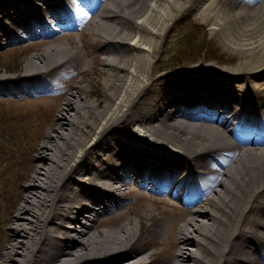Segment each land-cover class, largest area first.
<instances>
[{"label":"bare ground","instance_id":"6f19581e","mask_svg":"<svg viewBox=\"0 0 264 264\" xmlns=\"http://www.w3.org/2000/svg\"><path fill=\"white\" fill-rule=\"evenodd\" d=\"M255 3L0 0V46L29 40L14 47L33 50L19 76L31 84L15 94L57 116L4 132L0 264H264ZM192 12L248 57L155 75L157 38ZM86 27L100 44L90 68L71 30ZM92 74L104 91L90 87ZM43 79L60 87L56 97L41 96L51 92Z\"/></svg>","mask_w":264,"mask_h":264},{"label":"rangeland","instance_id":"374dc122","mask_svg":"<svg viewBox=\"0 0 264 264\" xmlns=\"http://www.w3.org/2000/svg\"><path fill=\"white\" fill-rule=\"evenodd\" d=\"M255 2V5H258V7L254 10L258 11L256 14L259 15L260 12H264V0H255ZM262 6L263 8L261 9ZM194 14L193 12L192 14H185L176 21L170 22L171 27L166 37L157 38L161 49L158 50V54L155 56V75H158L164 70L176 69L180 66L185 67L199 64L234 65L237 64L240 57H248L247 53H245L244 56L238 53V50L235 49L232 43H229L225 36L214 33L211 25L204 23L199 17H194ZM71 30L74 31L73 40L75 41V47L78 48L81 53L87 55L88 63L86 64V68H90L91 59L95 56V50H98L100 44L98 46H93V43L96 42V36H94L87 27L85 29L86 33L83 35L79 33V29ZM22 39L23 38L19 40ZM28 41L29 40L0 46V146L4 139V132L6 130H11L10 133L14 132V128L12 127H16L18 124L24 125L22 122H24L25 118H35L38 116L40 118L37 122L38 130L39 127L45 126V121L48 116H50L51 119L57 117L54 112L47 108L40 112H30L27 106L29 96L26 94H15L18 87L21 89L28 88L31 84L25 80L19 81V76L21 77L26 74V61L33 53V50L30 48L14 47L18 44H26ZM65 41L67 42L68 40L65 39ZM88 41L92 43L89 45ZM165 62L172 65L163 68L162 66ZM99 68H101V65ZM5 78H14L15 80L6 81L4 80ZM91 78L93 80V85L90 87L96 88L100 90V92L104 91L102 81L105 77L98 78L92 74ZM38 83L48 86L51 89L50 93L41 95L42 97H56V94L60 90L58 85L46 81V79L39 80ZM83 84L86 85L87 82H83ZM96 97V95L92 94L90 95V100H96ZM14 108H16V110ZM48 125L49 124L45 127H48ZM32 127L34 129L35 126ZM40 131L41 129L39 133ZM25 148V145H21L18 153L23 152ZM1 158L0 156V171L4 168ZM8 163L9 162L5 165ZM9 172H11V170ZM12 198V196L9 198L8 203H10Z\"/></svg>","mask_w":264,"mask_h":264},{"label":"trees","instance_id":"16d2710c","mask_svg":"<svg viewBox=\"0 0 264 264\" xmlns=\"http://www.w3.org/2000/svg\"><path fill=\"white\" fill-rule=\"evenodd\" d=\"M180 65H181V63H180Z\"/></svg>","mask_w":264,"mask_h":264}]
</instances>
